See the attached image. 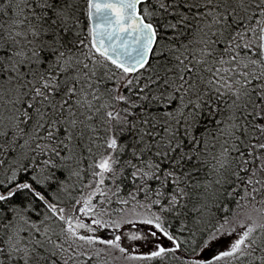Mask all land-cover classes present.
I'll use <instances>...</instances> for the list:
<instances>
[{"label":"snow or ice","instance_id":"obj_1","mask_svg":"<svg viewBox=\"0 0 264 264\" xmlns=\"http://www.w3.org/2000/svg\"><path fill=\"white\" fill-rule=\"evenodd\" d=\"M0 264H264V0H0Z\"/></svg>","mask_w":264,"mask_h":264}]
</instances>
